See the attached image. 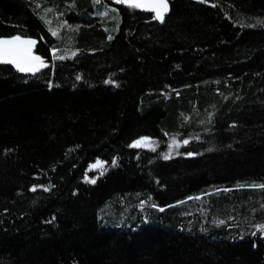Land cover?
I'll return each instance as SVG.
<instances>
[{"label": "trees", "instance_id": "obj_1", "mask_svg": "<svg viewBox=\"0 0 264 264\" xmlns=\"http://www.w3.org/2000/svg\"><path fill=\"white\" fill-rule=\"evenodd\" d=\"M169 3L0 0V264H264V0Z\"/></svg>", "mask_w": 264, "mask_h": 264}, {"label": "snow or ice", "instance_id": "obj_2", "mask_svg": "<svg viewBox=\"0 0 264 264\" xmlns=\"http://www.w3.org/2000/svg\"><path fill=\"white\" fill-rule=\"evenodd\" d=\"M128 3H130L132 6L140 7L141 5L136 2V0H127ZM156 10L157 18L163 19V13L168 10V4L167 0H155V2L151 5ZM55 35V33H53ZM19 37H13L12 39H4L0 40V62L4 63H13L16 68L21 72H35L38 70L37 63L39 66L43 67L44 63L38 56H31L25 58L24 62H21L17 58V50L11 49L9 47H6L8 45H12L14 42L19 41ZM21 43L26 45H33L35 42L32 40H25L21 41ZM63 57H61L62 59ZM142 143V141H137L136 146H139ZM187 143V141H185ZM95 182V181H92ZM261 228H264V226H259Z\"/></svg>", "mask_w": 264, "mask_h": 264}, {"label": "water", "instance_id": "obj_3", "mask_svg": "<svg viewBox=\"0 0 264 264\" xmlns=\"http://www.w3.org/2000/svg\"><path fill=\"white\" fill-rule=\"evenodd\" d=\"M137 3H139L141 6L140 8L144 9V10H148L150 11L151 13L154 14V19L155 20H161V19H158L157 18V13H156V10L151 7V5L155 2V0H136ZM167 4H168V10L166 12L163 13V17L168 13L169 11V8H170V3H169V0H167ZM13 37H19L20 40L19 41H16L14 42L12 45H8L6 47H9L11 49H15L17 50V58L19 60H21V62H24L25 58L27 57H31V56H38L41 58V60L43 61L44 63V66L41 67L39 66V64L37 63V68L38 70L35 71V72H21L19 71L16 66L13 64V63H4V62H0V64H8V65H11L15 70L19 71L20 73H23V74H35L37 72H39L40 70L46 68L48 66V62L47 60L40 56L39 54H37L35 52V47L37 45V39L35 38H31V37H25V36H21V35H12V36H3V37H0V40H4V39H12ZM25 40H32L34 41L35 43L33 45H26V44H23L21 43V41H25Z\"/></svg>", "mask_w": 264, "mask_h": 264}]
</instances>
